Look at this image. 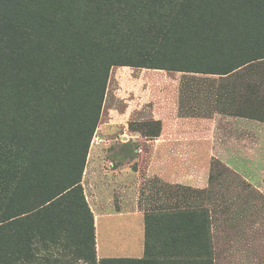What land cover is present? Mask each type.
<instances>
[{"label":"trees","instance_id":"trees-1","mask_svg":"<svg viewBox=\"0 0 264 264\" xmlns=\"http://www.w3.org/2000/svg\"><path fill=\"white\" fill-rule=\"evenodd\" d=\"M0 4L9 9L2 16L0 11V264H48L49 258L39 250H48L50 244L65 251L70 241L72 255L93 264V254L81 248L88 242L95 246L92 214L87 209L92 220L89 236L79 225L68 230L69 221L62 217L69 211L70 198L79 197L87 207L79 181L51 179L57 159L32 134L30 117L20 125L12 112H4L3 102L13 100L15 88L25 85L29 66L37 60L42 67L88 70L97 105L115 65L219 76L220 92L227 87L222 97L229 109L236 100L227 94L263 83L253 72L262 67L259 72L264 74V0ZM199 233H192L194 241ZM111 260L99 264H114Z\"/></svg>","mask_w":264,"mask_h":264},{"label":"crops","instance_id":"crops-1","mask_svg":"<svg viewBox=\"0 0 264 264\" xmlns=\"http://www.w3.org/2000/svg\"><path fill=\"white\" fill-rule=\"evenodd\" d=\"M156 71L148 73L152 84H179L181 93L162 92L163 100H127L119 135L122 144L116 151L124 153L132 148L137 154V170L132 169L130 159L118 168L104 166L102 157L94 155L97 150L87 165L83 183L96 232L103 224L107 233L104 248L96 233L98 257L155 258L170 264L180 259L189 264L200 240L194 241L192 233L200 232L207 223L213 264H259L260 257L264 258V252H259L264 250V178L253 175L252 167L245 166L239 155L249 145L234 138L229 141L225 130L227 123L236 131L240 124L255 120L220 113L218 100L205 99L202 89L207 94L218 89L212 75ZM144 75L132 77L133 83L142 82ZM196 80L202 84L196 86ZM146 103L153 108L142 112ZM215 161L233 170L243 169V173L235 179L217 180L211 175ZM151 178L171 192H160V204L152 207L146 205L145 198L150 192L143 189V209L137 202L132 205L130 200L128 204L126 196L130 198L133 192L130 184L140 186ZM113 193L118 201L110 198ZM201 246L204 252L205 244ZM203 252L197 259L204 260Z\"/></svg>","mask_w":264,"mask_h":264},{"label":"rangeland","instance_id":"rangeland-1","mask_svg":"<svg viewBox=\"0 0 264 264\" xmlns=\"http://www.w3.org/2000/svg\"><path fill=\"white\" fill-rule=\"evenodd\" d=\"M3 5L7 4L3 2ZM3 5L0 4V11H3L1 12V16L6 15L9 10L8 8L5 9ZM36 61L34 60L29 66L30 71L26 74L28 80L25 85L21 88H15L12 96L13 100H5L2 106L6 114L8 112L13 113L20 125L27 117H30L31 121H33L34 128L32 134L35 137L41 138L40 140L43 141V144L51 150L52 155L57 159L51 166V179L59 180L61 183L71 180L79 181V188L82 190L87 207L84 209L83 201L79 197L77 199L70 198L68 204L69 211H67V214H63L62 217L64 216L65 221L66 219L69 221L66 224L68 230L79 225V229L89 236L92 220L89 213H87V209L90 211V215L92 211L83 182L87 165L89 166L93 153L95 150L98 151L94 155L98 156V158L102 157L101 161L104 166L113 164L114 168H118L119 165L121 166L123 160L129 163L128 159H130L132 169L137 170V163H134L137 154L134 153L132 148L124 153L116 151L118 150L116 148L122 144L119 135L123 127L122 113L128 106L127 100H163L164 94L180 96L181 88L179 84L170 85L168 82L161 83L159 81L156 84H152L153 78L148 73L157 72V69L115 65L108 73L103 100L97 105L95 101L97 100V94L94 91V83L90 79L88 70L84 69V71L78 73L68 66L57 68V66L50 67L43 64L45 67H42ZM260 68L258 67V71L255 70L253 73L254 75L259 74L258 78L261 77L263 79L261 85L251 86L245 90L246 92L242 89L237 91V93L233 92V94L226 95L232 96L236 100L232 106L237 108L235 111H233L232 107L228 109L227 101L222 97L225 96L227 87L224 86L225 90L220 92L222 79L219 76L212 75V81L218 82L217 91L213 89L211 93L207 94L201 88V92H204L206 100H210V98L212 100H219V112L257 121L249 124L244 122V124L242 123V125L237 126L238 129L236 131H234L236 127L233 128L231 123H227L228 125L225 130L227 131L226 139L229 141H233V138L238 139L237 141L242 140V144L251 147L247 146L246 149H243L244 152L239 155L244 158L243 162L246 164L245 166L252 167V174L258 175L262 179L264 178V74L259 72ZM143 72H145L144 80L137 84L133 83L132 77L135 78L138 74L143 75ZM261 72L264 73V68ZM169 76L175 77L171 73H169ZM57 84L59 85L58 87L56 86ZM201 84L200 80L195 81L196 86ZM163 87L165 88L161 91ZM176 89L178 91L175 94ZM162 92L165 93L163 94ZM88 96L90 97L88 98ZM151 107L152 104L146 103L141 111H151ZM91 129L93 132L88 140ZM54 135L56 136L51 138ZM86 147H88L87 154L84 156ZM213 165L214 168L211 175L217 180L235 179V177H239L243 173V169L238 171L233 170L219 161L213 162ZM246 170L245 172H247ZM129 188L133 192L130 198L126 196L127 203L129 204L130 200L132 205L137 202L141 210L145 194L143 189L150 192L145 197L146 205L155 207L157 204H160V192L167 194L169 187L151 178L140 186H138L137 182L135 184L132 183ZM179 189L184 190L182 188ZM113 190L114 188H112ZM140 192L141 195L143 194V197H139ZM112 197L114 201H118L115 193L111 194L110 198L112 199ZM204 228L205 230L201 231ZM199 231L201 232H198L200 240L196 241L193 250L194 261H190L191 263L189 264H213V251L207 223H205L204 227H200ZM96 233L98 240L100 239L102 248H104L107 244L105 226L101 224L100 232L98 229L96 232L94 218L95 246L93 248L89 242L81 245L83 250L87 247L88 253L93 254L91 255L92 260H94L93 264L109 260L108 258L98 257ZM202 243L205 244L204 252L201 248ZM65 245L66 250L64 251L48 244V250L40 249L39 253H43L46 258H49L48 264H89L83 257L72 255L74 244L71 241ZM202 252L205 256L204 260L201 258L197 259V257L201 256ZM259 252L262 254L264 250L260 249ZM111 261H114V264H170L166 260L163 262L155 258L147 260L120 258ZM177 264L187 263L185 260L178 259ZM259 264H264V258L260 257Z\"/></svg>","mask_w":264,"mask_h":264}]
</instances>
